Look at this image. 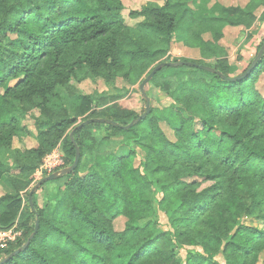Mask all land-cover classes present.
Segmentation results:
<instances>
[{"label": "trees", "instance_id": "16d2710c", "mask_svg": "<svg viewBox=\"0 0 264 264\" xmlns=\"http://www.w3.org/2000/svg\"><path fill=\"white\" fill-rule=\"evenodd\" d=\"M260 8L264 21V0L245 8L166 0L134 12L144 20L133 28L125 23L123 0H0V182L7 177L11 186L0 197V229L23 231L0 249V261L26 243L39 218L30 245L4 264H218V256L226 264H258L264 253V94L257 82L264 56L246 77L224 79L247 69L230 62L221 40L227 27L250 26ZM175 41L198 49L201 58L173 57ZM180 61L217 72L165 67L148 83L154 89L148 95L162 93L168 106L152 103L150 114L128 130L92 123L72 141L80 119L127 125L146 110L138 113L123 95L82 94L77 84L119 76L143 82L157 64ZM27 137L38 147L14 148ZM58 144L66 167L79 147V165L45 183L41 189L59 183L63 191L44 209L33 196L32 210L33 174ZM140 158L148 171L137 165ZM206 182L211 185L202 188ZM151 191L160 193L168 230L153 219ZM119 217L126 219L123 231L115 230ZM182 249L187 255L180 261Z\"/></svg>", "mask_w": 264, "mask_h": 264}, {"label": "rangeland", "instance_id": "374dc122", "mask_svg": "<svg viewBox=\"0 0 264 264\" xmlns=\"http://www.w3.org/2000/svg\"><path fill=\"white\" fill-rule=\"evenodd\" d=\"M166 0H123V16L125 19L126 25L129 27L137 28L139 24L142 23L144 20L143 17H134L133 13L141 11L145 6L149 4H154L157 6H162ZM222 3H225L227 6H238L245 8L250 0H219ZM263 8L257 11V17L254 18L251 22L250 26H238V27H227L224 30V38L221 40L223 46L228 49L230 62L232 64L237 65L240 68V71L247 69L256 55L258 54V47L261 42L264 40V21L260 19V15L262 14ZM171 53L173 57L177 58H187V59H194L195 56L198 54L195 49L188 48L184 46L182 43L175 41L172 44ZM141 81L137 83H130L129 81L125 80L123 77H117L112 79L110 83L105 81L102 78H93L88 77L83 80L81 83L77 84V88L80 93L82 94H94V93H105L108 92L112 95H123L125 97L122 101L128 102L129 105L135 109L138 113H142L145 109V99L140 92ZM257 87L259 90L264 94V74H261L259 80L257 82ZM147 94L153 92V87L150 85H146L145 87ZM125 95V96H124ZM170 100L165 97L162 93L158 91L154 92V98L151 100V105L155 107H163L168 106L170 104ZM32 114L39 116L40 110L35 109ZM81 122V119L79 120ZM26 124L29 125L31 129H34L33 121L31 119H27L25 121ZM162 128L167 134V136L171 140H175L173 131L165 124L162 123ZM97 133V131L95 132ZM104 134V132H101ZM123 142V140H122ZM39 142L32 138L27 137L26 141L23 143L19 142L18 139L14 141V148L20 149L21 151H26L30 149H34L38 147ZM59 146L62 148V144H58L51 152L55 151ZM49 152V153H51ZM48 153V154H49ZM47 154V155H48ZM141 156H143L141 154ZM11 163L14 161V156L10 157ZM143 159V158H142ZM141 158L137 160V165L142 164L144 166L143 169L145 171L148 169L145 168L143 164V160ZM37 170V169H36ZM36 171L34 172V174ZM33 174V176H34ZM83 174V173H81ZM198 180H202L201 178H197ZM34 182V179H33ZM37 183V182H36ZM36 183L32 184L31 189L36 185ZM211 185L210 182L203 183L202 188ZM64 186L60 185L59 183H51L47 185L45 188H40L35 194V201L37 206L41 208H46V206L50 205L52 202L51 199L54 200L60 193L63 191ZM62 189V190H61ZM11 191V186L9 179L5 177L0 182V196L2 193H6ZM151 198L155 199L156 210L153 214V219L158 222L159 226L162 229L168 230L170 228L169 225V215L161 210L158 207V198H160V193L157 191H151L148 193ZM248 223L257 224V222L253 220H246ZM115 230L116 231H123L126 227V219L124 217H119L114 222ZM15 226L8 228L7 230L14 229ZM6 230V229H5ZM187 249H182L178 255V259L183 261L186 258ZM218 264H226V261L223 257L218 256L215 258ZM258 264H264V253L260 257V261Z\"/></svg>", "mask_w": 264, "mask_h": 264}, {"label": "water", "instance_id": "95a60500", "mask_svg": "<svg viewBox=\"0 0 264 264\" xmlns=\"http://www.w3.org/2000/svg\"><path fill=\"white\" fill-rule=\"evenodd\" d=\"M263 56H264V42H263V44H262V46H261L258 54L254 58V60L250 64V66L247 68V70H246L245 73H243V74H241L239 76L233 77V78H228V77H226L224 75H222V77L224 79H227V80H230V81H236V80H240V79L246 77L247 75H249L259 65V62L263 58ZM185 65L191 66V67H197V68H200V69H203V70H206V71H209V72H213V73L214 72H217L214 68H212L210 66L201 65V64L194 63V62H184V61H180V62H161V63H159V64H157L155 66V68L152 70V72L141 83L140 91H141V93H142V95H143V97L145 99V104H146V106H145L146 110H145V112L141 116H139L138 118L132 120L127 125H121V124H119L116 121L109 120V119H104V118H91V119H88L86 121H82L71 132V139H72V141L75 142L74 133L77 130H80V129L84 128L85 126H88V125H90L92 123L109 124V125H113V126H116V127L122 128V129H125V130H128V129L134 127L140 121H142L143 119H145L150 114L151 109H152V106H151V98L149 97V95L147 94L146 89H145L146 85L163 68H165V67H178V66H185ZM80 158H81L80 148L79 147H76V157H75V160H74V162H73V164L71 166L65 167L62 170H59L57 172H54V173H52V174H50V175L42 178L40 181H38L36 183V185L31 189L30 194H29V201H30V205H31L32 210H35V204H34V201H33L34 194L45 183H47L49 181H52V180H55V179H58V178H61L63 176H66L67 174H70V173L74 172L76 170V168L78 167V165H79ZM39 223H40V220H39V218H37L36 225H35V230L31 234V236L28 238V240L26 241V243L22 247H20L16 251H14L12 254H10L9 256L5 257L3 260H1L0 261V264L6 263L10 259H12L14 256L18 255L21 251H23L28 245H30L32 239L36 236V234L38 232Z\"/></svg>", "mask_w": 264, "mask_h": 264}, {"label": "built area", "instance_id": "2783aa9c", "mask_svg": "<svg viewBox=\"0 0 264 264\" xmlns=\"http://www.w3.org/2000/svg\"><path fill=\"white\" fill-rule=\"evenodd\" d=\"M65 167V155L61 146H59L55 151L44 157L42 163L37 168L36 173L33 176V184L54 172L62 170ZM22 235L23 231L17 230L16 228L10 230L0 229V249L6 248L8 243L16 241Z\"/></svg>", "mask_w": 264, "mask_h": 264}, {"label": "crops", "instance_id": "0c3cea01", "mask_svg": "<svg viewBox=\"0 0 264 264\" xmlns=\"http://www.w3.org/2000/svg\"><path fill=\"white\" fill-rule=\"evenodd\" d=\"M195 50L197 51L198 54L195 56L194 59H196V60H197V59H200V58H201L200 51H199L198 49H195ZM25 141H26V138H24L23 140H19V142H21V143H22V142L24 143ZM3 194H4V193H2L1 196H2ZM1 196H0V197H1Z\"/></svg>", "mask_w": 264, "mask_h": 264}]
</instances>
